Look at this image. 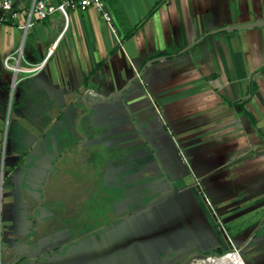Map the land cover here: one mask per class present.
<instances>
[{"label":"crops","instance_id":"0c3cea01","mask_svg":"<svg viewBox=\"0 0 264 264\" xmlns=\"http://www.w3.org/2000/svg\"><path fill=\"white\" fill-rule=\"evenodd\" d=\"M32 2L0 25V264H264V0H105L111 25L25 30ZM68 176L98 193L82 215Z\"/></svg>","mask_w":264,"mask_h":264},{"label":"built area","instance_id":"2783aa9c","mask_svg":"<svg viewBox=\"0 0 264 264\" xmlns=\"http://www.w3.org/2000/svg\"><path fill=\"white\" fill-rule=\"evenodd\" d=\"M96 9L102 13L103 19L107 22V24L111 25L112 23V17L108 10L106 9V2L105 0H63L60 3H50L45 0H33L30 12H29V19L25 25H21V28L27 30L29 26H31V17L35 15L40 20H45L48 17L54 15L55 13L59 12L63 15L65 19V29L68 26V19L69 14L71 10L75 11H86L88 9ZM19 16V12L16 10L14 6V0H0V25L1 24H8L10 22L16 21ZM21 52V51H20ZM52 54V49L49 51L47 58L50 57ZM11 60L16 61V65H10ZM46 60L41 63V65L37 66L36 68L32 70H24V72H35L40 70ZM5 66L7 69L12 71L13 73L18 74L22 70L19 67V58L16 59L13 56H8L5 58ZM137 78L141 80V75L137 72L136 73ZM2 186H0V206L2 203ZM1 216V213H0ZM0 234H1V226H0ZM227 256H231L234 258H240V250L234 249L231 252H228L222 256H212V257H206L204 259H199L194 262H191L190 264H205L211 260L217 259V258H224Z\"/></svg>","mask_w":264,"mask_h":264},{"label":"rangeland","instance_id":"374dc122","mask_svg":"<svg viewBox=\"0 0 264 264\" xmlns=\"http://www.w3.org/2000/svg\"><path fill=\"white\" fill-rule=\"evenodd\" d=\"M81 164V163H79ZM79 174L76 173V176H78ZM67 178V177H66ZM66 180V179H65ZM64 179L61 180V182H63L61 184V188H60V195L61 196H65L68 197V195L70 197H74L76 200V203L74 204L75 207V213L77 215H82L83 214V203H84V198L92 195V197L97 196L98 193H96V191L92 192V194H90V192L88 191V189L85 187V183L83 182V178L81 177L80 179H70L68 176V180L69 184H67L65 182ZM72 182L74 183V187H72ZM97 202V201H95ZM92 207L96 210H99V205H96L95 203H92ZM242 259V258H241Z\"/></svg>","mask_w":264,"mask_h":264},{"label":"water","instance_id":"95a60500","mask_svg":"<svg viewBox=\"0 0 264 264\" xmlns=\"http://www.w3.org/2000/svg\"><path fill=\"white\" fill-rule=\"evenodd\" d=\"M264 25V22H261V23H256V24H252V25H248L250 27H253V26H263ZM162 58V57H161ZM161 58H158L156 60H160Z\"/></svg>","mask_w":264,"mask_h":264},{"label":"bare ground","instance_id":"6f19581e","mask_svg":"<svg viewBox=\"0 0 264 264\" xmlns=\"http://www.w3.org/2000/svg\"><path fill=\"white\" fill-rule=\"evenodd\" d=\"M228 257V256H227ZM219 259H222V258H217V259H214L213 261H217V260H219Z\"/></svg>","mask_w":264,"mask_h":264}]
</instances>
